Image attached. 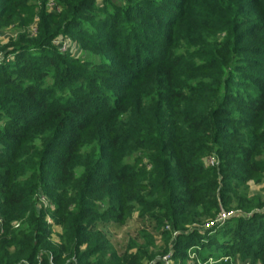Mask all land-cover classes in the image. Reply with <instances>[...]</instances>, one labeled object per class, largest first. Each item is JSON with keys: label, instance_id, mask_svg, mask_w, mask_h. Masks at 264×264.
I'll use <instances>...</instances> for the list:
<instances>
[{"label": "trees", "instance_id": "1", "mask_svg": "<svg viewBox=\"0 0 264 264\" xmlns=\"http://www.w3.org/2000/svg\"><path fill=\"white\" fill-rule=\"evenodd\" d=\"M52 1L0 0V30L24 29L0 49L20 53L0 65V264H144L157 239L173 264H264L243 191L264 174V0ZM73 31L98 82L54 46ZM235 210L252 215L202 228Z\"/></svg>", "mask_w": 264, "mask_h": 264}, {"label": "rangeland", "instance_id": "2", "mask_svg": "<svg viewBox=\"0 0 264 264\" xmlns=\"http://www.w3.org/2000/svg\"><path fill=\"white\" fill-rule=\"evenodd\" d=\"M50 1H52V0H50ZM100 3L101 2L98 3L99 6H101ZM89 9L93 14L92 16H94L95 18L98 19L99 13H96L91 8H89ZM56 12H59V11H56ZM103 18H104V16H103ZM83 19L86 20V18H83ZM37 23H38V19L35 18L26 27L27 28L26 34H28V37H30L31 35L34 36L36 34L37 30H36V32H33V30L37 27ZM86 23H87L86 26L87 25L91 26L90 22L86 21ZM92 29H93V27H92ZM94 30H96V27L94 28ZM23 33H24V29H19V28H17L16 25H9L6 28H3L2 30H0V49H1V47H4L5 45L16 41L18 39L19 35L23 34ZM86 35H78L76 32L73 31L71 33L66 34L65 36H60V37L56 38L54 41V46L56 48H58L62 53L69 54L70 55L69 58H73V59L75 58L77 60H80L82 63L88 64L87 68H82L80 70H82V72L86 76H89V77L92 76L94 78V82H98L99 80H101V78L104 77L103 73L97 71L101 67L102 60L100 59V57L98 55H96L92 51L91 47H89V46H88V48L84 47L85 45L82 42V40H88L89 34L86 33ZM64 39L71 41V47L69 48V50H62L60 48L61 41H63ZM19 54L20 53L5 54L4 52L0 51V65H2L3 62H5V61H11V60L15 61L18 58ZM23 57L25 58L24 55H23ZM22 59H20V60L22 61ZM72 66L74 68H79L75 65H72ZM243 191H245V193L248 195L249 198H254L256 200L255 201L256 205H257V207L258 206L259 207L257 208L258 210L257 209H255V210L264 213V174L252 177L246 185V190H243ZM255 210H253V212ZM239 215H243L245 217H250L252 215V212L235 210V211H232L231 213L227 214V216H228L227 219L233 218L235 216L239 217ZM56 218H58V215L52 214L51 212H47V219H50L52 222L51 223L52 232L50 235V239L52 241L59 242L60 236L63 233V228H62V226H60L58 224H54ZM139 226L140 225L137 223V220L132 219L129 223L122 226L121 228L109 230V237L111 239V242L115 245L117 251L122 252L125 249L128 240L133 239L137 236L138 231H139V229H138ZM195 240L199 241L200 243L204 242L205 244H208V242H209V239H201L200 237H197V239H195ZM200 243L197 244L198 247H199ZM166 247L167 246L163 240H160V239L155 240L153 245H152L153 250H151L152 251L151 253H153V257L156 259H155V261H152L150 263H149L148 259H144V264H154L157 261L163 260V257L165 256L164 252H165ZM188 252H189L188 253L189 254V256H188L189 264H194L197 261L199 263L201 262L200 259L197 258L196 252L195 253L192 252L191 248L189 249ZM223 259H227V258L223 257ZM209 261L213 262V258L210 259ZM244 264H252V261L246 260L244 262Z\"/></svg>", "mask_w": 264, "mask_h": 264}, {"label": "built area", "instance_id": "3", "mask_svg": "<svg viewBox=\"0 0 264 264\" xmlns=\"http://www.w3.org/2000/svg\"><path fill=\"white\" fill-rule=\"evenodd\" d=\"M49 7L53 8L54 11H60V8L58 6H56V4L53 1H50L49 2ZM36 30L37 29L35 28L33 30V32H36ZM60 45H61L60 48L62 50H69V48L71 47V41L64 39L63 41H61V44ZM215 164H217V162H216V160H215L214 157L207 158V160H206V165L207 166H214ZM43 204L46 207H48V206L51 205L50 202L48 200H46L45 198L43 199ZM227 214H229V213H225V212L222 213L217 220H215L214 222H210L207 225L202 226V228H205V227L208 228V227H211V226H215V224L225 221L227 219V217H228ZM47 221L50 224L52 223L50 219H47ZM0 223H1V219H0ZM166 228L168 230H171L169 226H167ZM173 235L176 236L177 235V232H174ZM162 261H164L165 264H173V262H172V254L169 253V254L165 255L163 257V260Z\"/></svg>", "mask_w": 264, "mask_h": 264}]
</instances>
